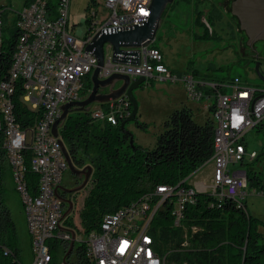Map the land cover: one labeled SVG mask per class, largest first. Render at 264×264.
<instances>
[{
  "label": "built area",
  "instance_id": "obj_1",
  "mask_svg": "<svg viewBox=\"0 0 264 264\" xmlns=\"http://www.w3.org/2000/svg\"><path fill=\"white\" fill-rule=\"evenodd\" d=\"M56 1L55 4L51 0L25 1L23 8L16 11L17 48L10 77L0 84V128L5 133L15 189L21 198L31 237L32 258L18 264H52L51 240L61 242L66 253L72 233L61 226L74 229L76 241L78 237L85 240L78 236L82 231L81 222L75 215L79 207L71 214L74 226L62 221L65 208L56 195V188L69 167L59 137L52 133V126L61 116L62 104L81 100L85 98L82 91L91 90L86 84L98 65V57L86 46L95 33L100 29L112 33L117 29L142 25L151 13L152 3V0H101L107 15L99 18L98 10L90 8L87 32L80 38L69 29L71 0ZM98 1L94 0V5ZM7 11L0 6V48L5 39ZM202 19L212 31L207 18L204 16ZM105 53L102 78L123 73L134 79L146 76L148 79L183 81L190 100L215 98L212 112L214 151L205 162L211 163L213 169L211 177L203 180L208 189H200L198 183L189 180L202 164L178 184H158L139 199L106 213L101 230L91 232L85 240L87 253L94 264H167V254L160 253L151 229L153 217L161 207L171 202L175 223L187 228L188 225L182 222L184 212L188 204L195 203L198 193H209L218 203L226 198L242 203L246 198L248 170L237 165H244L247 159L259 156L257 151L248 150L246 135L263 125L264 87L244 82L239 76L226 81L203 82L193 74L174 73L164 62L162 49L152 43L142 48L139 64L114 61L111 46L107 43ZM19 80L23 82L25 106L37 114L35 121L26 126L18 119L14 99ZM205 88L215 91L209 95ZM131 113L132 103L125 97L96 103L91 109L93 118L113 125ZM26 152H31L29 168ZM28 170L38 175L34 185L29 182ZM191 228L193 232L197 231L195 226ZM185 238L183 247L189 244V237ZM61 264H64V257Z\"/></svg>",
  "mask_w": 264,
  "mask_h": 264
},
{
  "label": "trees",
  "instance_id": "obj_2",
  "mask_svg": "<svg viewBox=\"0 0 264 264\" xmlns=\"http://www.w3.org/2000/svg\"><path fill=\"white\" fill-rule=\"evenodd\" d=\"M25 1L28 3L30 0ZM198 12L199 17L208 13L212 20L216 18L223 22V12L216 5L213 10ZM214 32L212 28V34ZM17 38L16 28L10 40L4 39L0 48V84L10 77ZM152 44L159 47L155 42ZM205 91L211 95L215 90L205 88ZM24 92L23 82L17 81L14 99L18 119L26 126L35 121L37 114L25 106ZM214 104L209 107L211 112ZM81 116L87 119L81 121L70 116L61 128V135L76 164L91 163L96 167L94 183L79 214L86 237L101 230L106 213L139 199L158 184H178L213 155L215 122L212 113L206 112L204 117H200L190 105L183 104L167 115L153 148L136 145L137 148L133 149L129 134L123 133L121 128L124 119L113 125L96 120L91 111L83 112ZM26 156L29 168L31 152H26ZM253 174L254 177H250L248 173V185L255 179L259 180L257 173ZM27 176L30 184L37 182V174L28 170ZM14 191L17 193L5 146V133L0 128V264H18L19 261H27L28 256L25 240L8 203ZM172 208L171 202L161 207L155 213L151 227L160 253L167 254V264H264V244L261 242L264 233L259 228L260 220L248 211L245 199L238 203L226 198L218 203L211 194L198 193L195 203L188 204L184 212L182 222L190 228H197L188 238L186 247L182 245L186 240L183 227L175 223ZM65 222L74 226L71 215ZM85 240L76 248V262L94 264L87 253Z\"/></svg>",
  "mask_w": 264,
  "mask_h": 264
},
{
  "label": "rangeland",
  "instance_id": "obj_3",
  "mask_svg": "<svg viewBox=\"0 0 264 264\" xmlns=\"http://www.w3.org/2000/svg\"><path fill=\"white\" fill-rule=\"evenodd\" d=\"M52 3H57L56 0H51ZM98 4L94 5V0H72L70 6V26L75 25V32L81 38L87 28V17L89 9L98 10V17L102 18L107 15V10L103 5V1L99 0ZM230 2L231 0H210L208 2L194 3L193 0H174L164 12L163 23L157 31L154 42L162 49L165 58L170 60L176 68L198 69L201 74H209L216 80H230L235 76H239L244 82L257 87H264V81L259 76L256 70L257 62L260 61V68L264 74V40L257 41L254 45L255 50L246 44L245 35L237 28L234 22L230 19ZM25 0H0V6L7 8L8 22L4 29L5 40H10L15 32V13L23 8ZM220 6L223 11V22L214 18H210V14L205 13L206 17L211 22V28L215 32L212 34L210 29L201 18L196 19V9H205V11L213 10L214 7ZM226 12H225V10ZM208 32V34H207ZM199 34V35H198ZM258 53V57L256 54ZM151 78L146 80L139 88L135 90V96L138 103V112L135 119L126 122L125 128L129 130L134 137V144L145 148H153L156 145L158 135L164 128L166 118V108L168 104H172L174 98L179 91V85L176 82L169 80H154ZM88 88L92 87L91 80H87ZM88 91L83 92L82 96L86 97ZM193 101V100H192ZM203 101L207 104H214V96L205 97ZM200 102V101H195ZM94 103L93 105H95ZM92 105V106H93ZM211 115V111L207 108L206 111ZM70 116L80 118L81 121L87 117L81 116V112L71 111ZM69 116V117H70ZM68 117V119H69ZM263 125L255 127L247 135L249 151H257L259 156L256 159H247L244 167L248 170L250 177H254L253 173H257L259 180L251 181L247 188L248 194L245 201L247 209L254 217H257L259 228L264 233V120ZM211 163H204L200 169L191 175L190 181L196 182L200 189L207 190L208 186L204 185L205 178H208ZM68 170L65 172L63 181L67 180ZM209 179V178H208ZM92 183L81 191L85 197L92 187ZM18 193V192H17ZM15 191L9 196V206L12 209L14 219L16 220L21 236L25 240L26 251H31V245L27 236V224L22 201ZM83 208V201L79 204V209ZM80 210L76 211L77 221L80 222ZM66 225H69L66 222ZM82 231L78 234L83 239H86V234ZM197 230V229H196ZM184 236L190 237L193 229L183 227ZM189 234V236H188ZM29 235V234H28ZM53 258L52 264H61L65 255L64 248L61 242L51 240ZM261 242L264 244V238ZM81 240L78 237L76 248L80 245ZM70 260H75V255L70 257Z\"/></svg>",
  "mask_w": 264,
  "mask_h": 264
},
{
  "label": "water",
  "instance_id": "obj_4",
  "mask_svg": "<svg viewBox=\"0 0 264 264\" xmlns=\"http://www.w3.org/2000/svg\"><path fill=\"white\" fill-rule=\"evenodd\" d=\"M174 0H152L151 13L142 25H134L127 28L117 29L112 33H106L103 29L98 30L86 49L92 51L98 57V65L91 74L92 87L88 95L81 100L69 101L62 104L61 116L54 122L52 133L59 137L68 167L73 174L82 178V183L72 188H65L59 184L56 188L57 197L63 202L68 203V208L64 211L62 221L72 214L73 201L65 199L59 193L60 190L74 192L83 189L91 178L93 166L85 165L78 167L70 154V149L61 135V128L64 126L71 111H90L94 103H105L120 97H125L132 103V113L121 123L123 133H128L130 146L136 149L132 133L125 129V124L136 118L138 103L135 90L139 88L148 78L139 76L134 79L128 74L114 73L108 77H101V68L105 62V44L111 46L112 59L119 62H141L142 48L154 42L157 31L163 23V15L167 7ZM229 13L237 20L239 29L245 35L246 44L255 50V43L264 40V0H231ZM256 51V50H255ZM257 53V52H256ZM258 57V53L256 54ZM261 62H257L256 70L264 81V74L260 68ZM106 89V90H105ZM84 174V175H83ZM64 230L72 233V239L64 256V264H69L68 257L76 249L77 233L74 229L61 226Z\"/></svg>",
  "mask_w": 264,
  "mask_h": 264
},
{
  "label": "crops",
  "instance_id": "obj_5",
  "mask_svg": "<svg viewBox=\"0 0 264 264\" xmlns=\"http://www.w3.org/2000/svg\"><path fill=\"white\" fill-rule=\"evenodd\" d=\"M193 1H194V3H197L196 0H193ZM70 6H71V4H70ZM75 25H76V23H73L72 28H71V26H70V17H69V29L75 36L79 37L76 34L75 30H74ZM87 25H88V22H87ZM86 32H87V28H86V31L83 33V36L86 34ZM164 62L170 67V69L174 73H177V74H180V75L193 74L198 80H201L203 82L217 81L216 79L211 77L209 74H201V72L198 69H195V68H191V67L187 68V66H184V65L182 66V68H176L174 66V64H172L170 62V60L165 58V55H164ZM157 79H159V78L151 77V80H153L152 82H154V80H157ZM159 80L163 81V79H159ZM176 83L180 86L179 87V91L175 92L177 94H176L172 104L171 105L168 104V107L165 110L166 111V117L174 108L180 107L183 104H186L188 106L190 105L192 108L195 109V111L199 114L200 117H204V115L206 114V111H207V103H205L203 100H200L199 103L190 100L188 98V96H187V93H186L185 83L183 81H178ZM212 169H213V167H212V164H211L210 171L208 173V175H209L208 177H211ZM196 183H197V181H196ZM83 195H81V196H83ZM81 198L84 201L85 197H81ZM31 258H32V254H31V251H30L28 253V256H27V261L31 260Z\"/></svg>",
  "mask_w": 264,
  "mask_h": 264
},
{
  "label": "flooded vegetation",
  "instance_id": "obj_6",
  "mask_svg": "<svg viewBox=\"0 0 264 264\" xmlns=\"http://www.w3.org/2000/svg\"><path fill=\"white\" fill-rule=\"evenodd\" d=\"M208 1H210V0H196V2L197 3H202V2H208ZM218 8H219V10L220 11H222V9L220 8V6H218ZM199 10H202V9H200V8H198V9H196V19H200V18H203L204 16H202V17H199ZM225 10V9H224ZM229 11V10H228ZM223 12V11H222ZM225 12H226V10H225ZM229 13V12H228ZM206 17V16H205ZM201 20V19H200ZM230 21L232 20L233 22H234V24L236 25V27L238 28L239 26H238V23H237V21L233 18V17H230V19H229ZM106 90V89H105ZM91 111V110H90ZM90 111H83V110H80V111H78V112H81V113H83V112H90ZM70 116V114L68 115V117ZM68 119V118H67ZM67 121V120H66ZM75 163V162H74ZM76 164V163H75ZM88 164H91V163H88ZM78 167H80V168H83L85 165H87V164H85V165H78V164H76ZM92 166H93V172H92V174H91V178H90V180H89V182L87 183V185H89L90 183H94V179H95V176H94V173H95V169H96V167L93 165V164H91ZM68 177H67V180L66 181H62V185L65 187V188H72V187H75V186H77V185H79L80 183H82V178H80L78 175H76V174H73L71 171H70V169H68ZM84 175V174H83ZM87 185L83 188V189H81V190H79V191H74V192H68V191H64V190H60V194H61V196L63 197V198H65V199H71L72 201H73V210H72V213L76 210V209H78V207H79V204H80V202H82L83 200H82V198H80V195H83L82 193H84V192H81V191H83L86 187H87ZM63 203V202H62ZM63 207L65 208V210L68 208V203H63ZM77 249H74V251L70 254V256L68 257V262H69V264H77V262H76V255H75V251H76ZM75 255V260H73V261H71L70 260V257L72 256V255Z\"/></svg>",
  "mask_w": 264,
  "mask_h": 264
}]
</instances>
